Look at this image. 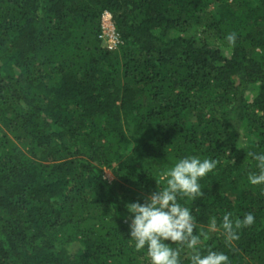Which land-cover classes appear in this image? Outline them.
<instances>
[{
  "label": "trees",
  "instance_id": "1",
  "mask_svg": "<svg viewBox=\"0 0 264 264\" xmlns=\"http://www.w3.org/2000/svg\"><path fill=\"white\" fill-rule=\"evenodd\" d=\"M250 151L264 154V0H0V264H149L126 205L190 155L219 162L202 197H178L208 231L202 254L264 264ZM229 212L255 222L226 244Z\"/></svg>",
  "mask_w": 264,
  "mask_h": 264
},
{
  "label": "clouds",
  "instance_id": "2",
  "mask_svg": "<svg viewBox=\"0 0 264 264\" xmlns=\"http://www.w3.org/2000/svg\"><path fill=\"white\" fill-rule=\"evenodd\" d=\"M225 39L229 46L234 47L236 33H229ZM247 155L257 162L259 169L258 174L249 173L248 182L254 186L264 184V154L250 151ZM218 163L216 159L185 156L162 173L164 186L160 190L145 197L143 204L133 202L126 205L131 217L129 237L134 241L137 252L146 249L149 264H181L182 251H186L190 264H230L228 255L223 252L209 249L202 254L201 245L208 239V231L201 229L196 232L195 218L189 207L178 202V197L190 201L202 197L204 193L199 181ZM254 222L252 213L245 214L242 219H233L230 212L224 214L220 228L226 244L239 240L240 230ZM208 228L209 231L217 230L215 217L210 219Z\"/></svg>",
  "mask_w": 264,
  "mask_h": 264
},
{
  "label": "built area",
  "instance_id": "3",
  "mask_svg": "<svg viewBox=\"0 0 264 264\" xmlns=\"http://www.w3.org/2000/svg\"><path fill=\"white\" fill-rule=\"evenodd\" d=\"M98 38L101 40L102 45L108 50L115 49L120 42L119 35L114 28L112 15L107 10L100 14V30Z\"/></svg>",
  "mask_w": 264,
  "mask_h": 264
},
{
  "label": "rangeland",
  "instance_id": "4",
  "mask_svg": "<svg viewBox=\"0 0 264 264\" xmlns=\"http://www.w3.org/2000/svg\"><path fill=\"white\" fill-rule=\"evenodd\" d=\"M103 176L108 180V181H117L118 179L115 177V175L111 172L109 169H103L102 171Z\"/></svg>",
  "mask_w": 264,
  "mask_h": 264
}]
</instances>
